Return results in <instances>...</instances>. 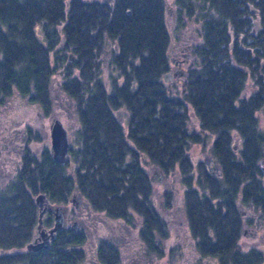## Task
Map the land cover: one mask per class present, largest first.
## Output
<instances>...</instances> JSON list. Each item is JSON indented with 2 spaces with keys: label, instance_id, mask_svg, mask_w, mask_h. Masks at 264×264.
I'll list each match as a JSON object with an SVG mask.
<instances>
[{
  "label": "trees",
  "instance_id": "16d2710c",
  "mask_svg": "<svg viewBox=\"0 0 264 264\" xmlns=\"http://www.w3.org/2000/svg\"><path fill=\"white\" fill-rule=\"evenodd\" d=\"M175 3L170 25L166 0H0V93H35L47 106L52 78L62 74L60 88L74 98L79 114L81 147L75 175L46 153L40 161L32 157L24 176L0 191V249H21L34 233V194L58 203L74 186L107 216L135 211L156 219L146 160L166 175L180 174L199 260L264 264V247L245 251L240 243L251 213H261L264 234L258 177L264 131L257 114L264 104V0ZM194 24L193 63L172 84L164 79L170 47ZM108 41L113 46L104 76ZM57 45H64L61 54ZM208 136L209 156L221 174L191 157V145L205 147ZM164 195L169 206L172 194ZM149 222V230L161 229ZM77 242L67 248L71 243L57 236L42 249L46 254H33V264H75L81 258ZM107 253L116 264V252Z\"/></svg>",
  "mask_w": 264,
  "mask_h": 264
},
{
  "label": "flooded vegetation",
  "instance_id": "af4514ba",
  "mask_svg": "<svg viewBox=\"0 0 264 264\" xmlns=\"http://www.w3.org/2000/svg\"><path fill=\"white\" fill-rule=\"evenodd\" d=\"M37 97L38 95L35 93L22 94L17 91L10 96L0 93V191L7 189L11 183L24 176L25 164L32 157L40 161L47 153L49 158L54 159L51 129L57 121L66 128L69 140L66 159L63 163L59 162L62 165L61 170L69 175H75L81 148L75 135L76 130L80 127L79 124L76 129V123L80 120L75 100L60 88L59 82L54 85L53 81L48 90L49 105L45 106L37 100ZM207 158L205 160L208 161L206 163L210 173L217 174L219 172L221 174V171L217 169L219 167L217 162L210 156ZM260 169L263 178L259 179L263 186L262 189H264V166ZM147 172L153 183L152 199L156 219H147L135 211L129 212L126 217L121 218L107 216L104 212L93 209L85 196L74 186L69 192L67 200L63 202H54L46 193H43L46 211L42 217L41 229L50 233V229L55 224V216L61 215L62 225L51 237V244L58 236L63 244L70 242V245L65 246L70 248L72 240L77 239L78 242L73 247L80 252L79 257L81 258L75 264H85L89 255L92 258V263L89 264H112V259H110L112 253H107V249L116 252L118 256L116 264H126L125 261L127 264H156L155 261L161 254L162 256H173V259H180L183 253H187L194 258L196 253L192 236L189 242H185L181 238H178V241L176 238L179 229L187 236L183 230V225L187 223L185 218L179 222L175 220L174 212L170 208L171 204L175 203L173 194L171 193L172 199L169 206L166 205V202L160 206L155 194L159 178L155 179L154 176H151L148 169ZM261 174H258V177ZM164 196L163 200L165 201ZM157 197L160 200L162 194L159 193ZM247 217L250 218V222H244L243 226L247 225L252 228L253 232L250 235L252 239H256L262 231L259 229L263 223L261 213L257 211V213H251L250 216L246 215ZM152 220L158 226L162 224L161 229L155 224L157 228L149 230L148 225L151 223L149 221ZM38 225L39 218L34 233L21 249L16 247L10 250L0 249V264H33L34 253L37 255L46 254V251L42 249L48 248L39 250L27 248L29 242L39 239L40 228ZM162 232L164 235H160ZM243 232L246 233V229ZM92 235L95 237V243L93 247L89 248L87 244ZM253 246L257 248L258 245ZM254 247L250 246L249 248ZM260 250L262 251V249ZM179 252L180 255L175 257Z\"/></svg>",
  "mask_w": 264,
  "mask_h": 264
},
{
  "label": "rangeland",
  "instance_id": "374dc122",
  "mask_svg": "<svg viewBox=\"0 0 264 264\" xmlns=\"http://www.w3.org/2000/svg\"><path fill=\"white\" fill-rule=\"evenodd\" d=\"M177 14V6L175 3V0H166V16L168 18L169 24L172 25L174 23L175 16ZM195 24L187 26L181 31V34H178V38H175L172 42V46L170 47V55L172 57L171 59V67L170 71L165 75L164 79L172 84H175L176 82H179L185 75H186V69L188 65H191L193 63L192 59L190 58V51L193 48V43L196 41L197 36L195 34ZM184 41V43H183ZM191 44V46H190ZM64 45H57L56 49L60 50V54L62 53V48ZM113 43L109 42L107 43L106 49L107 52L103 54V60L105 63V69L103 70V75L107 76L108 74V58L111 55V50H112ZM66 52H68L66 50ZM71 57L74 59L75 56ZM101 57V58H102ZM52 58L53 55H52ZM62 74H55L54 77L52 78L53 84L55 85L56 83L59 82L61 79ZM25 100V99H24ZM26 103V100L24 101ZM119 114V118L122 121H125V116L123 112H117ZM259 116V121H260V126L264 131V104L261 107V110L257 112ZM80 122L78 121L76 123V129L78 128V125ZM80 126V125H79ZM239 139L235 140V143ZM237 144V143H236ZM212 146V139L211 137L208 136L207 141H206V146L203 147L200 143H196L191 145L190 147V153L191 157L193 158V161L198 162V161H205V159L209 156V149ZM208 159V158H207ZM145 167H147L149 173L151 176H154L155 179L159 178V181L156 183L157 190L155 192L156 194V199L157 203L161 206V204H164L165 201L163 200V196L166 190L170 191L173 194V199L175 200V203L173 202L171 204L172 210L174 212L175 220L178 222L180 220H183L185 218L184 215V206H183V191H184V185L181 182V177L180 174L174 173V174H164L157 166L152 164L150 161H146L143 163ZM259 166L262 168L264 166V156L263 158L259 161ZM196 170V169H195ZM194 176L197 177V171L194 173ZM259 178L262 179L263 176L262 174L259 175ZM196 181V179H195ZM197 185H199L196 181ZM161 193L162 197L160 200H158V194ZM34 194V197L39 195ZM167 205V204H166ZM162 208V207H161ZM186 219V218H185ZM181 228V227H180ZM244 229H246V233L243 232ZM183 230L179 229V233L176 235L177 240L183 239L185 242H189V240L192 239L190 235V228L187 224L183 225ZM253 232V229L250 227H247V225L243 226L242 230V235L240 239L241 246L246 249L247 247L249 248L250 246L253 247V245H258L257 248H263L264 247V234L263 231L261 232V235L259 233V236L256 239H252L250 233ZM183 236V238H182ZM191 237V239H190ZM179 238V239H178ZM95 243V237L93 235L89 238L88 241V247L91 248L93 247V244ZM188 252V250H187ZM180 255V252L177 253L175 257H178ZM199 256H195L194 258L191 257L190 254L183 253L182 258L180 259H173L172 257H169L167 255L161 254L160 257L155 261L156 264H220L218 261L217 257L213 256H208V257H202L201 260H199ZM92 258L91 256H87L86 263L89 264L92 263ZM127 264V262L125 261Z\"/></svg>",
  "mask_w": 264,
  "mask_h": 264
},
{
  "label": "water",
  "instance_id": "95a60500",
  "mask_svg": "<svg viewBox=\"0 0 264 264\" xmlns=\"http://www.w3.org/2000/svg\"><path fill=\"white\" fill-rule=\"evenodd\" d=\"M51 137H52V151L53 157L56 161L63 163L66 159V155L68 152L69 140L67 135V130L63 126V124L57 121L52 129H51ZM206 162H208L206 160ZM218 170L219 167H217ZM44 194L41 193L36 197V202L39 206V228L40 235L39 239H35L27 244V248L30 250H39L41 248H49L51 245V237H53L54 232L58 230L62 225V217L60 214L55 216V224L50 229V233H47L45 229H41L42 226V217L46 208L44 206Z\"/></svg>",
  "mask_w": 264,
  "mask_h": 264
}]
</instances>
